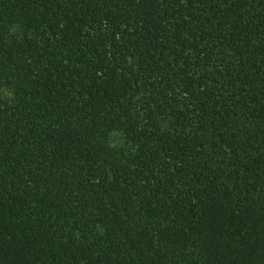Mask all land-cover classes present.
I'll return each instance as SVG.
<instances>
[{
  "label": "trees",
  "instance_id": "obj_1",
  "mask_svg": "<svg viewBox=\"0 0 264 264\" xmlns=\"http://www.w3.org/2000/svg\"><path fill=\"white\" fill-rule=\"evenodd\" d=\"M0 264H264V0H0Z\"/></svg>",
  "mask_w": 264,
  "mask_h": 264
}]
</instances>
